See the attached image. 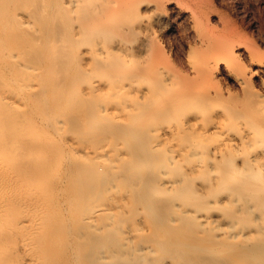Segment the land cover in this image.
<instances>
[{
  "label": "bare ground",
  "instance_id": "1",
  "mask_svg": "<svg viewBox=\"0 0 264 264\" xmlns=\"http://www.w3.org/2000/svg\"><path fill=\"white\" fill-rule=\"evenodd\" d=\"M137 2L0 0V264H193L188 235L169 240L164 226L187 218L192 238L231 247L253 231L235 212L263 216L257 48L240 27L200 33L185 74L159 57ZM244 44L256 69L238 58ZM90 235L100 240L80 256Z\"/></svg>",
  "mask_w": 264,
  "mask_h": 264
},
{
  "label": "rangeland",
  "instance_id": "2",
  "mask_svg": "<svg viewBox=\"0 0 264 264\" xmlns=\"http://www.w3.org/2000/svg\"><path fill=\"white\" fill-rule=\"evenodd\" d=\"M136 8L138 17L148 18L150 21L153 40L158 41L161 46L159 57L162 61L170 62L185 74L190 72L187 61L189 55L202 51L203 46L200 44L198 34L206 33L211 37H216L223 33L227 26L245 29L246 45L256 47L258 52L256 54L264 60V0H138ZM136 36V34L131 35L134 40ZM246 45L236 48L238 58L247 67L256 69L257 65L250 62L247 50H245ZM134 52L136 56L134 64H137V58L141 57L138 46L135 47ZM262 79H264L262 72L251 76L252 84L257 89L262 88ZM216 80L223 87L225 94L228 91L234 93L238 88L237 84L228 77L223 63H220L216 71ZM147 166L145 172H149L151 164ZM147 177L149 178L150 175ZM147 188L149 187H144L143 191L137 192L142 199L148 194ZM202 201L196 202L202 205L199 203ZM211 207L225 213L229 212L228 208L223 206ZM164 212L165 210L160 206L159 213ZM234 214L236 226L250 227L253 230L250 239L243 245L225 246L223 242L210 240L203 234H198L194 239L190 228L179 229L184 224L189 225L187 222L190 223V221L187 218L164 226L163 237L169 240H184V237L188 235V240H185L188 244L184 248L183 260L190 257L202 261L193 264H256L255 258H258L259 263L264 264V214L263 218L261 217L262 220L250 212L237 211ZM98 240L100 237L95 235L84 237L76 243L75 248L82 256L89 252ZM194 243L214 249L216 252L224 250L225 247L226 250L221 257H215L208 252L190 253V246Z\"/></svg>",
  "mask_w": 264,
  "mask_h": 264
}]
</instances>
